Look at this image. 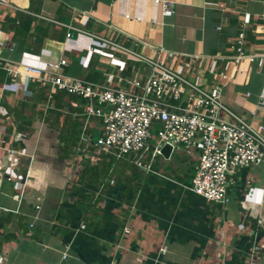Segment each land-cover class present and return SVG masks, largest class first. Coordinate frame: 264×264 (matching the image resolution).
Instances as JSON below:
<instances>
[{
  "label": "crops",
  "instance_id": "crops-1",
  "mask_svg": "<svg viewBox=\"0 0 264 264\" xmlns=\"http://www.w3.org/2000/svg\"><path fill=\"white\" fill-rule=\"evenodd\" d=\"M1 1L0 58L42 67L47 61L65 60L60 73L116 87L131 76H147L143 64L128 61L122 70L108 57L87 58L86 53L67 51L64 25H69L148 56L163 48L174 69L208 90L220 80V73L227 74L232 79L224 83L222 101L240 115L255 110L264 94V0H169L175 5L173 17H165L154 0ZM5 16L14 18L11 27L3 22ZM217 26H222L221 32ZM240 33L245 34V54L258 56L255 62L241 63L244 74L237 72L235 62ZM74 37L76 46L89 42ZM114 56L125 60L121 54ZM12 81L0 69V93L2 85ZM47 90L35 84L31 98L5 91L0 101V264H247L253 219L243 220L235 199L224 208L187 190L193 167L187 174L163 171L169 179L140 173L135 197L118 179L108 180L110 188L106 186L101 196V184L70 183L66 178L70 159L60 158L59 141L69 114H62L59 124L47 118L55 115L52 109L64 113L67 101L76 100L55 94L46 113ZM18 102L26 110L17 125L31 130L15 136L5 131L13 124L5 105ZM6 147L24 151L19 162L31 167L21 201L14 200L20 187L4 178V169L14 175V159L8 161ZM85 192L90 201L82 199ZM263 194L262 189L255 190L243 208L264 218ZM258 241L264 244V228ZM257 264H264V250Z\"/></svg>",
  "mask_w": 264,
  "mask_h": 264
},
{
  "label": "built area",
  "instance_id": "built-area-1",
  "mask_svg": "<svg viewBox=\"0 0 264 264\" xmlns=\"http://www.w3.org/2000/svg\"><path fill=\"white\" fill-rule=\"evenodd\" d=\"M154 1L161 4L165 17L175 15L174 2ZM127 18L130 19V16ZM64 26L67 29L64 43L67 51L86 53L87 58L94 54L108 57L122 70L128 61L143 64L148 67L147 76H131L124 80L123 86L116 87L60 73L65 60L47 61L42 67L0 58V69L13 79L11 83L2 85L0 101L5 91L31 98L35 84L48 89V104L44 107L46 113L52 109L49 105L55 101V94L62 93L67 99L78 100L67 101L63 114L81 121L73 162L68 161L67 165L75 164L82 170L88 158L97 157V161L114 158L117 162L133 166L142 174L169 179L158 164L159 160L163 158L167 162L177 154L185 155L194 162L191 185L187 190L208 203L224 208L235 199L241 205L243 220L253 219L249 220L251 229L248 234L252 244L247 264H257L264 250V244L258 241L264 228V218L253 216L243 205L255 190L262 189L264 192V119L259 118L261 113L264 114V94L255 110L240 115L222 101L224 83L232 79L227 74L220 73V80L212 90H208L174 69L165 59L163 48L157 50V55L148 56L82 29ZM216 30L221 32L222 26H217ZM75 34L89 39L86 46L73 43ZM3 36L0 30V41ZM244 41L245 34L240 33L234 47L238 53L235 62L239 74L246 72L241 66L245 59L255 62L258 57L245 54ZM114 53L121 54L125 60H117ZM75 108L78 110L73 113ZM5 143L3 140L2 144ZM166 146L172 148L168 159L162 152ZM4 150L9 162L14 159V175L4 169V178L14 183L15 188L20 187L21 193H16L14 200L21 201L31 167L19 162L26 156L24 151L11 147ZM73 170L70 168L66 177L70 183L79 177L74 178ZM82 170H77L78 174ZM106 186L105 181L101 182L98 196ZM260 204L264 207V194ZM35 208L37 211L42 209L40 204ZM33 226L34 223L31 224ZM125 232L129 233V229L125 228ZM160 251L166 253L167 247Z\"/></svg>",
  "mask_w": 264,
  "mask_h": 264
},
{
  "label": "trees",
  "instance_id": "trees-1",
  "mask_svg": "<svg viewBox=\"0 0 264 264\" xmlns=\"http://www.w3.org/2000/svg\"><path fill=\"white\" fill-rule=\"evenodd\" d=\"M212 3H218V2L216 0H212ZM13 19L14 18H8L7 16H5L3 22L4 23L6 22V24H8L7 26L11 27ZM73 99L76 100L75 98ZM59 102L61 103V98L57 97L56 105L58 106V108L63 107L60 105ZM5 106L8 112V116L10 117V119L12 118L10 121H12L14 125H16V129L14 128V126H12L13 124H10L7 128H5V131L7 133L10 134L14 133L16 136V134L21 135L23 134L24 131L27 132L28 130H31V129L26 130V128L21 127V125L20 126L17 125V120L20 119L22 114L25 112L24 110H26L25 105L23 103L18 102L13 107H11L8 104H6ZM53 112L56 115V119L59 124L60 116H62V114L61 112L56 111V109L55 110L53 109ZM65 119L67 121L64 122V124L61 126L60 129L61 133H60L59 141L61 142V151L63 152L62 157L60 158L64 159L65 157L67 160L70 159V161H72L74 147L77 145L79 139L81 121L78 119H73L71 115L67 116ZM101 163L104 166L103 169H101L98 166H94V167L87 166L86 168H84V170H82L81 172V175L78 177V179H76V182L80 183V185H83L84 187L85 186L95 187L100 185L101 182L105 181V184H107L106 181L117 178L119 179L121 185H125L127 188L130 187V190L131 192H134L133 196L135 197V194L138 191V188L140 187L141 184L139 179L140 178L139 175H141L140 172L137 171L133 166L128 165L127 163H121L119 168H118L119 163L115 164V162L111 160L109 161L107 159L105 160L103 159L101 160ZM107 188H110V184L107 185ZM84 197L86 200L90 201L91 198L90 194L85 192L84 195L82 196V199H84Z\"/></svg>",
  "mask_w": 264,
  "mask_h": 264
},
{
  "label": "rangeland",
  "instance_id": "rangeland-1",
  "mask_svg": "<svg viewBox=\"0 0 264 264\" xmlns=\"http://www.w3.org/2000/svg\"><path fill=\"white\" fill-rule=\"evenodd\" d=\"M53 110V109H52ZM61 114H63V113H61ZM64 115V114H63ZM49 117H48V120H50L52 123H56L57 122V119H56V115H52V116H50V115H48ZM65 116V115H64ZM62 118H63V116H62ZM28 120V119H27ZM68 121H69V119H68ZM59 122H60V120H59ZM62 122V121H61ZM58 123V122H57ZM101 157L103 156V158H105L104 157V155H100ZM96 159H97V157H95ZM96 159H94V158H88V159H86V160H88L86 163H84L83 164V169L84 168H86L87 166H89V167H94V166H98V167H100L101 169H103L104 168V166H103V164L101 163V161L99 162V161H97ZM111 161H113V162H115V164H118L119 163V165H118V168L120 167V165H121V163L122 162H117V161H115V159L114 158H111L110 159ZM78 161V160H77ZM73 162V161H72ZM160 166H161V168H162V171H164V172H174V173H179V172H182V173H188V170L191 168V167H193V164H194V162H192V161H189L187 158H185V155H183V154H177L176 156H175V158L174 159H172V160H170V161H165L163 158H161L160 160H159V163H158ZM69 167L70 168H74V170H73V176H74V178H76V176H77V174H78V172H77V170H79V172H80V170H82V168L80 169V167L79 166H76L75 167V164H71V165H69ZM181 173V174H182ZM180 174V173H179ZM81 174H78V176H80ZM114 180V179H113ZM119 180V179H118ZM192 180V179H191Z\"/></svg>",
  "mask_w": 264,
  "mask_h": 264
},
{
  "label": "water",
  "instance_id": "water-1",
  "mask_svg": "<svg viewBox=\"0 0 264 264\" xmlns=\"http://www.w3.org/2000/svg\"><path fill=\"white\" fill-rule=\"evenodd\" d=\"M171 150L172 148L170 146H166L164 149H163V156L168 159L170 157V154H171Z\"/></svg>",
  "mask_w": 264,
  "mask_h": 264
}]
</instances>
